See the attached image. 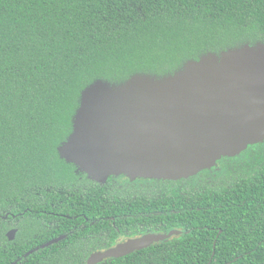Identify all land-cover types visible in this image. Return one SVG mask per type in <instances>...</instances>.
<instances>
[{"label": "trees", "instance_id": "1", "mask_svg": "<svg viewBox=\"0 0 264 264\" xmlns=\"http://www.w3.org/2000/svg\"><path fill=\"white\" fill-rule=\"evenodd\" d=\"M257 42L264 0H0V264H87L116 228L182 234L99 264H264V142L189 179L123 185L58 152L95 81L162 77Z\"/></svg>", "mask_w": 264, "mask_h": 264}, {"label": "water", "instance_id": "2", "mask_svg": "<svg viewBox=\"0 0 264 264\" xmlns=\"http://www.w3.org/2000/svg\"><path fill=\"white\" fill-rule=\"evenodd\" d=\"M263 142L264 42H257L208 52L162 77L136 73L121 84L95 81L82 91L73 131L58 152L101 184L121 174L131 180L176 181ZM16 232H8L9 240ZM181 233L173 229L131 238L92 252L87 264L119 258Z\"/></svg>", "mask_w": 264, "mask_h": 264}, {"label": "flooded vegetation", "instance_id": "3", "mask_svg": "<svg viewBox=\"0 0 264 264\" xmlns=\"http://www.w3.org/2000/svg\"><path fill=\"white\" fill-rule=\"evenodd\" d=\"M224 158H227V157H224ZM224 158H222V159H224ZM221 159V160H222ZM220 161V160H219ZM218 161V162H219ZM75 165V164H74ZM218 165H219V163H218ZM217 165V166H218ZM219 169H220V167H219ZM208 170V169H207ZM213 170V169H212ZM74 171H75V173H78V174H84L85 172H82V171H80V170H78L77 169V167H75V169H74ZM203 171H205V170H203ZM202 172V171H201ZM201 172H199V173H201ZM198 173V174H199ZM85 174H87V173H85ZM197 174V175H198ZM196 176V175H195ZM87 177H88V175H87ZM114 178V177H116L117 179V181L115 180V182H118V183H120L121 185H123L124 184V182L123 181H121L124 177H126L127 179H126V183H129V182H137L138 180H163V179H145V178H137V179H135V180H131L128 176H126V175H124V174H121V175H117V176H111L110 178ZM191 177H193V176H191ZM191 177H189V178H191ZM89 178V177H88ZM110 178L108 179V181H107V183L109 182V180H110ZM112 178V179H113ZM189 178H186V179H189ZM92 182H97V181H95V180H93V179H91V178H89ZM185 179V178H184ZM180 180H182V179H180ZM128 181V182H127ZM169 181H175V180H169ZM176 181H179V180H176ZM97 183H99V182H97ZM107 183H105V184H101V183H99V184H101V185H106ZM89 185H91L89 182H87V181H85L84 183H82V188L83 189H85V188H87ZM0 217L1 218H4V219H8V217L9 216H7V215H5V216H3V215H1L0 214ZM12 217L13 218H16V215H12ZM94 223V222H93ZM116 228V227H115ZM16 230L17 232H16V237H17V235H18V228H16V227H11L10 229H8L7 231H6V235H7V237H8V232L9 231H11V230ZM116 230H117V232L119 233L118 234V236H116L115 237V240H114V242L113 243H111V244H108V243H105V244H103L102 245V247L101 246H98L97 248H95V249H93L91 252H90V254H89V256L92 254V252H94V251H96V250H105V249H108V248H111V247H115V246H117V245H119L120 243H123L124 241H126V240H128V239H131V238H136V237H141V236H143V235H145V234H148V233H158L157 231H151V230H149V231H147V232H140V233H138V234H135V235H129V231L128 230H124L125 232H121V230L120 229H118V228H116ZM173 230V229H172ZM180 230V229H179ZM171 231V230H170ZM170 231H168V232H170ZM168 232H162V233H168ZM182 234V233H181ZM180 234V235H181ZM174 236H179V235H174ZM173 238V236L171 237V238H169V239H167V240H170V239H172ZM9 239V238H8ZM16 239V238H15ZM14 239V240H15ZM138 251V250H137Z\"/></svg>", "mask_w": 264, "mask_h": 264}, {"label": "rangeland", "instance_id": "4", "mask_svg": "<svg viewBox=\"0 0 264 264\" xmlns=\"http://www.w3.org/2000/svg\"><path fill=\"white\" fill-rule=\"evenodd\" d=\"M241 161H246V158L245 157H243V158H241ZM226 172L225 171H222V169L221 170H219V171H217V172H215L214 173V175H213V179L215 180V182H220L221 181V179H223L224 177H226ZM126 177H124L121 181H126Z\"/></svg>", "mask_w": 264, "mask_h": 264}]
</instances>
